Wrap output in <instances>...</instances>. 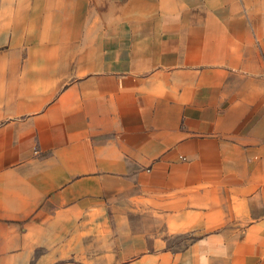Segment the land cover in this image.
I'll list each match as a JSON object with an SVG mask.
<instances>
[{"label":"crops","instance_id":"1","mask_svg":"<svg viewBox=\"0 0 264 264\" xmlns=\"http://www.w3.org/2000/svg\"><path fill=\"white\" fill-rule=\"evenodd\" d=\"M0 264H264V0H0Z\"/></svg>","mask_w":264,"mask_h":264}]
</instances>
